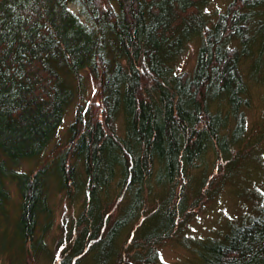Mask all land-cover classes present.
I'll return each mask as SVG.
<instances>
[{"label":"trees","instance_id":"trees-1","mask_svg":"<svg viewBox=\"0 0 264 264\" xmlns=\"http://www.w3.org/2000/svg\"><path fill=\"white\" fill-rule=\"evenodd\" d=\"M215 1L0 0V222L15 185L10 243L23 256L167 264L161 249L177 242L185 264H264V121L247 127L264 91V0L212 11ZM70 107L54 157L20 169L42 157ZM53 190L80 207L50 255ZM225 191L241 212L192 230Z\"/></svg>","mask_w":264,"mask_h":264},{"label":"rangeland","instance_id":"rangeland-1","mask_svg":"<svg viewBox=\"0 0 264 264\" xmlns=\"http://www.w3.org/2000/svg\"><path fill=\"white\" fill-rule=\"evenodd\" d=\"M219 5L221 6L220 9H224L223 0H216L213 4V9H211V6L209 8L213 11ZM186 55L187 56L185 57L182 63L183 69H189L192 66L195 59V48H190L189 52ZM89 92L91 91L89 90L87 95H91V93ZM258 92H255L253 108L247 113L248 130L250 128H254V124L257 123V121H264V91L263 89H260L258 90ZM73 119L74 110L73 107H70L67 111L64 123L57 134V138L50 144V146L42 155V157L38 160H31L22 163L20 165V169L36 170L38 167L48 163L59 149L57 141H60L61 143L65 141L67 137L68 125L72 122ZM254 133V136L258 135L256 133V130H254ZM213 159L214 156H207V162L204 166L208 164L210 170L212 172H215L217 167L215 169L212 168ZM218 164H220V161L216 163L217 166ZM255 183L256 187L259 188V190H261V192L264 194V174H261L257 177L255 176ZM10 190L12 194L11 209L10 213L8 214V218H10V220L6 223L0 222V239L1 237H4L5 240L7 239V241H5V248H3V242L0 243V264H47V262L43 259H40V257L34 259L31 257V255L23 256V252L20 251L18 243H15L14 246H11L10 235L13 232V224L15 223V219L18 216L17 205L19 203L20 197L17 193L18 191L15 185H10ZM51 203L54 210V219L51 228L46 234V244L49 248L48 252L50 253V255L53 253L52 248L54 249V240L60 234V227L62 225V221L64 220V218L72 216L75 211L78 210V207H80V201L78 203H74L73 205H69V202L63 197V195L55 190H53L51 193ZM236 207L237 206L235 200H233L232 193H227L225 191L221 195L220 199L209 208L210 210L208 212L202 215L200 214V216L193 222L192 230L196 231L198 234L208 233L209 230H211V227H215L218 224L219 220L230 218L229 214L231 211L235 214L241 212V210L236 209ZM5 232L9 234L8 238L7 235L4 234ZM3 249L4 253L1 254V251H3ZM161 256V262L167 264H185L186 261H188L187 259L189 258V253L177 242H170L161 249Z\"/></svg>","mask_w":264,"mask_h":264}]
</instances>
